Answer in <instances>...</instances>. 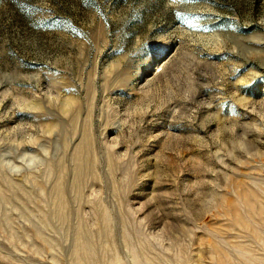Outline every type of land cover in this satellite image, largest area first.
Masks as SVG:
<instances>
[{
    "label": "rangeland",
    "instance_id": "rangeland-1",
    "mask_svg": "<svg viewBox=\"0 0 264 264\" xmlns=\"http://www.w3.org/2000/svg\"><path fill=\"white\" fill-rule=\"evenodd\" d=\"M0 264H264V0H0Z\"/></svg>",
    "mask_w": 264,
    "mask_h": 264
}]
</instances>
